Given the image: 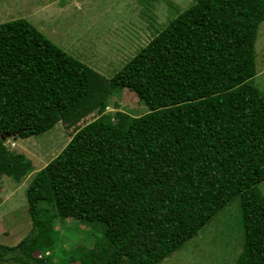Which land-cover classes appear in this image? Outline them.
Wrapping results in <instances>:
<instances>
[{"label": "trees", "instance_id": "16d2710c", "mask_svg": "<svg viewBox=\"0 0 264 264\" xmlns=\"http://www.w3.org/2000/svg\"><path fill=\"white\" fill-rule=\"evenodd\" d=\"M263 19L264 0H192L110 78L27 20L0 23V136L72 126L122 88L147 108L74 130L26 186L29 229L0 244V262L157 264L237 198L233 264H264V95L251 83ZM29 168L0 139V176ZM66 217L92 228L95 248L61 247L53 222Z\"/></svg>", "mask_w": 264, "mask_h": 264}, {"label": "rangeland", "instance_id": "374dc122", "mask_svg": "<svg viewBox=\"0 0 264 264\" xmlns=\"http://www.w3.org/2000/svg\"><path fill=\"white\" fill-rule=\"evenodd\" d=\"M190 4L192 0H0V20L26 19L58 48L110 78ZM253 49L255 75L251 83L264 95V19L257 27ZM105 104L100 114L111 121L115 112L138 116L147 111L126 88L110 95ZM100 114L93 111L72 126L56 122L39 135H9L3 140L7 150L29 161L30 170L18 181L0 176V244H16L29 229L25 188L33 174L59 152L75 129ZM255 187L264 198V180ZM232 200L195 236L157 264H233L242 247L243 232L238 223L237 198ZM53 228L59 232L62 248L79 246L87 251L96 247L92 228L75 218L55 220ZM43 244L49 246L50 241ZM69 263L77 264L73 259Z\"/></svg>", "mask_w": 264, "mask_h": 264}, {"label": "clouds", "instance_id": "9594fccd", "mask_svg": "<svg viewBox=\"0 0 264 264\" xmlns=\"http://www.w3.org/2000/svg\"><path fill=\"white\" fill-rule=\"evenodd\" d=\"M12 19H15V18H12ZM12 19H10V20H12ZM24 19V18H23ZM26 20V19H25ZM6 20H0V23H2V22H5ZM7 21H9V20H7ZM30 23V22H29ZM31 24V23H30ZM32 25V24H31ZM33 26V25H32ZM33 27H35V26H33ZM36 28V27H35ZM38 30V29H37ZM39 31V30H38ZM40 32V31H39ZM44 35V34H43ZM45 36V35H44ZM46 37V36H45ZM47 38V37H46ZM48 39V38H47ZM53 43V42H52Z\"/></svg>", "mask_w": 264, "mask_h": 264}, {"label": "water", "instance_id": "95a60500", "mask_svg": "<svg viewBox=\"0 0 264 264\" xmlns=\"http://www.w3.org/2000/svg\"><path fill=\"white\" fill-rule=\"evenodd\" d=\"M8 136H9V134L6 133V134H4V135H1V136H0V139H1V140H4V139H5L6 137H8Z\"/></svg>", "mask_w": 264, "mask_h": 264}]
</instances>
